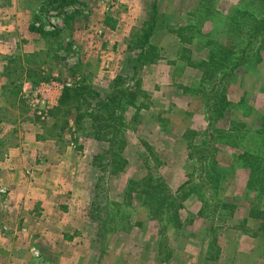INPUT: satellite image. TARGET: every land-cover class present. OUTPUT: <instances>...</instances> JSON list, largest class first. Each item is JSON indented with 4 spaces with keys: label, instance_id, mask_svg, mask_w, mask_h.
<instances>
[{
    "label": "rangeland",
    "instance_id": "374dc122",
    "mask_svg": "<svg viewBox=\"0 0 264 264\" xmlns=\"http://www.w3.org/2000/svg\"><path fill=\"white\" fill-rule=\"evenodd\" d=\"M154 1L157 63L128 76ZM84 85L111 141L52 116ZM6 170L31 191L0 182L1 264H264V0H0Z\"/></svg>",
    "mask_w": 264,
    "mask_h": 264
},
{
    "label": "trees",
    "instance_id": "16d2710c",
    "mask_svg": "<svg viewBox=\"0 0 264 264\" xmlns=\"http://www.w3.org/2000/svg\"><path fill=\"white\" fill-rule=\"evenodd\" d=\"M152 12L150 14V19L144 23V25L140 28L134 31V33L131 35L129 39L128 44V52L130 53L126 59V64L128 65V76H135L136 73H138L142 68L145 66H151L157 63L158 59V49L151 44V39L154 36V34L158 31V28L161 27V16H160V9L156 1L152 3ZM108 18H106L107 20ZM105 20V21H106ZM109 19L106 21V25L109 26ZM111 26V25H110ZM109 26V27H110ZM110 28H115L114 25ZM31 29L33 31L42 33V30L36 29L35 26L32 25ZM59 32H43L42 35L44 37H50L55 36ZM120 80V79H119ZM97 99V93L95 91L84 85L79 86L75 88H65L62 98L59 102V106L54 110V113L52 114L53 118H56L58 114L64 113V115L72 114V110H77L76 115V122L78 125L82 124V121L89 118L90 120L93 119V124L91 126V132L90 135L92 139L96 140L97 142H107L111 141V139L108 138V134L105 131V125L102 122V118L99 115H96L92 111L89 110V107L91 103L90 100ZM86 103L88 107L82 112L81 114L78 113V111H81V108L79 106L73 107V104L75 103ZM115 101L111 100L110 102L106 103L104 107L100 110L103 112H109L110 110L114 109ZM56 114V115H55ZM102 119V120H101ZM68 123H65L67 125ZM68 126V125H67ZM78 149H81L78 148ZM108 152H101L100 154L96 155L92 160V166L98 170L99 172L104 168L102 167L103 162V154L108 155ZM105 172V171H104ZM262 179L264 180V171L261 173ZM255 178H252L251 184L256 185L257 181L254 180ZM99 186L96 184L93 191L97 193ZM264 190V186L262 188ZM141 198V196H140ZM166 244V243H164ZM166 246V245H165ZM163 247V246H162ZM159 255L163 254V250L158 251ZM171 255V253L169 254ZM158 262H163V259L160 260L158 257Z\"/></svg>",
    "mask_w": 264,
    "mask_h": 264
},
{
    "label": "crops",
    "instance_id": "0c3cea01",
    "mask_svg": "<svg viewBox=\"0 0 264 264\" xmlns=\"http://www.w3.org/2000/svg\"><path fill=\"white\" fill-rule=\"evenodd\" d=\"M90 139V138H89ZM94 141V140H93ZM82 150H83V148H81ZM8 151H10L11 153L9 154V156L10 157H14V155H20L21 154V151L19 152V151H16V149H14V150H8ZM23 153H25V151L23 152ZM7 156V155H6ZM93 167V166H92ZM94 168V167H93ZM1 173V172H0ZM7 176H10V173H9V170H6L5 172H4V174L3 175H1L0 176V182L2 183V185H5L6 187H8L9 189H10V192H20V194L18 195V197L14 200V203L16 204V206H20V205H23V204H25V201H26V199L28 200L29 198H28V195H29V193H30V191L31 190H29V186H24V184H16L15 182H14V180H7V181H3L2 179H1V177H6L7 178ZM25 187V188H24ZM22 190V191H21ZM34 190V189H33ZM34 191H36V190H34ZM48 193H50V192H48ZM36 195H38V193L36 192L35 193ZM40 194V193H39ZM50 194H52V193H50ZM34 197V196H33ZM52 197V196H51ZM83 201H89V199H84ZM29 204H30V202H28ZM33 203V202H32ZM14 204V205H15ZM38 204V203H37ZM39 205V204H38ZM38 205L37 206H35V208H33V211L32 212H30V214H32L35 210H38ZM89 205V202L86 204V206H88ZM31 206V205H30ZM30 206H28V207H30ZM70 206H72V205H70ZM87 209V208H86ZM23 210V209H22ZM24 211V210H23ZM20 214H23V212L21 213L20 212ZM22 218H24V214H23V217ZM20 219H21V217H20ZM51 219V218H50ZM53 228V225L51 224L50 226H49V229H52ZM65 243H67V244H69V242L68 241H66ZM67 244H66V246H67ZM66 246H64L65 248H66ZM14 256H17L16 255V253H11V258H13ZM157 258H158V255H157V257H156V260H154L155 262L157 261L158 262V260H157ZM156 262V263H157ZM2 263V262H1ZM0 263V264H1ZM4 263V262H3Z\"/></svg>",
    "mask_w": 264,
    "mask_h": 264
},
{
    "label": "built area",
    "instance_id": "2783aa9c",
    "mask_svg": "<svg viewBox=\"0 0 264 264\" xmlns=\"http://www.w3.org/2000/svg\"><path fill=\"white\" fill-rule=\"evenodd\" d=\"M56 87V84L55 83H51L49 87H47V89H51V88H54ZM31 89V88H30Z\"/></svg>",
    "mask_w": 264,
    "mask_h": 264
}]
</instances>
